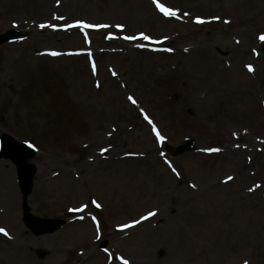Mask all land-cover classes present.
Returning a JSON list of instances; mask_svg holds the SVG:
<instances>
[{"label":"rangeland","instance_id":"1","mask_svg":"<svg viewBox=\"0 0 264 264\" xmlns=\"http://www.w3.org/2000/svg\"><path fill=\"white\" fill-rule=\"evenodd\" d=\"M42 1L48 10L40 17L20 7L27 0H0V34L9 29L29 33L0 47V134L37 151L32 160L37 174L27 201L31 215L63 218L67 224L51 236L34 238L21 222L15 169L1 159L0 181L9 185L0 188V229L15 246L0 240V264H31L27 249L33 261L46 264H97L85 261L91 249L101 255L98 264L106 257L133 264H264V0H157L175 11L174 17L164 16L153 0ZM150 5L165 23L148 18L154 10ZM186 10L193 16V28L183 23ZM76 22L92 27L65 34H47V27H40L54 30ZM140 32L156 43L128 44L124 39ZM108 34L114 36L112 44L97 40ZM89 41L93 45L83 46ZM120 41L128 48L142 44L153 54L140 60ZM237 45L244 56L233 55ZM203 48L220 61L214 91L237 88L226 98L229 109L234 107L235 122L224 116L216 126L201 124L195 121L200 113L193 104L183 102L189 84L175 73L198 63ZM78 50L103 52L98 60L92 54L95 71L85 57L64 58ZM52 52L64 57L31 59L24 73L13 66L26 53L47 57ZM222 63L229 68L225 73H220ZM242 66L245 73L239 70ZM73 70L81 74L76 77ZM246 98L252 101L249 106ZM124 108H133L130 119L122 114ZM98 112L105 115L103 125L88 121ZM220 126L230 128L231 139L220 147L230 151L233 144L242 150L238 157L237 152L222 159L205 154L218 148L208 149ZM187 138L195 141L197 152L172 158L170 150ZM92 139L100 140L105 150L111 147L108 154L116 146L115 165L101 159L107 152L88 161L92 157L86 145ZM182 178L191 191L180 183ZM152 210L160 213L158 227L172 229L169 234L158 231L163 236L159 243L144 237L143 226L128 237L117 233L124 222H137ZM83 213H93L91 224L81 222ZM103 241L107 246L101 250Z\"/></svg>","mask_w":264,"mask_h":264},{"label":"bare ground","instance_id":"2","mask_svg":"<svg viewBox=\"0 0 264 264\" xmlns=\"http://www.w3.org/2000/svg\"><path fill=\"white\" fill-rule=\"evenodd\" d=\"M125 2H126V0H117L115 3H120V4L122 3L123 4ZM150 4L152 5V3H150ZM20 7H22V8H24V7L28 8L29 7L32 10L37 11L38 14H43V15H40V17L44 16L45 12L47 14V10H48L46 3H44L42 0H27V2L22 3L20 5ZM151 8H152V6H151ZM153 9L154 8H152V10ZM148 15H149L148 18L151 16V21H156V22H160V23L166 22L163 20L162 17L159 16L160 13H157L155 9L153 11H151V13L148 12ZM183 16L186 19V21L183 23H185L186 25H191V27L193 28L194 27L193 26L194 25L193 24V16L191 15V13L188 10H186V13H183ZM57 24H60V23H57ZM181 25H183V24H181ZM186 25H184L182 27H186ZM74 31H76V30H74V29H72V30L59 29V30H57V32H55V34H61V33L65 34V33H70V32H74ZM47 34H49V33H47ZM97 40L101 41V43L103 45H106V44L110 45L113 43V42L108 41L107 39H103V38H98ZM90 44L93 45V42H91ZM130 51H132L135 54L136 58H138L140 60H142V57H141L142 55L144 56L147 54H153L148 49L143 50V48L142 49L141 48L130 49ZM1 54H3V53L1 52ZM92 54L98 60V57H100V56L102 57L103 52H100V54L99 53H92ZM92 54H90L91 57H93ZM199 55H200V59H199L198 63L194 62V63H196L195 65H188V67L184 68L183 70L180 69V72L175 73L174 77L176 79L185 80L189 84L188 89H186V91L184 92L183 102L185 100L186 103L193 104L192 106L195 107L196 112L200 113L194 117L195 121L201 122V124L206 125V122H209L211 124H215V126H216L220 117L223 118L224 116H229L231 118V121L235 122L236 118H235V116H233L234 107H233V109H229L228 100L226 98H227V95H229V93L232 94L233 91H235L237 88H233V89H230L228 91L221 90L219 92V94H217L214 91V89L212 88V80L214 79V76L216 74H218L219 70L216 69V67L220 64L219 63L220 61L219 62L216 61L215 57L213 56L211 51L207 50L206 48H203V50L201 51V53ZM233 55L242 57L245 55V52L242 50L241 46L240 47L238 46L237 48H235L233 50ZM60 57H64V56L45 57V56H36L33 54H32V56H30V55H28V53H26L25 56H23V57L20 56L16 60L17 64H15L13 66H15V68L18 71L24 73L25 71H27L30 63L32 62L31 59H36V60H43V59L54 60V59H56V60H58V58H60ZM64 58L80 59V58H84V56H82V55L72 56V57L67 56ZM95 64L97 65V62H95ZM224 68L226 70L229 69L228 67H226V64L222 63V67L220 68L221 69L220 73L226 72V70ZM59 69L64 70V68H62V67H59ZM193 69H197V71H193ZM239 70L241 72L242 71L244 72L245 71L244 66H242V68L239 67ZM72 73L76 77L81 74L80 71H78V74L76 75L75 70H73ZM73 81H75V78L73 79ZM175 85H177V83H175L174 86ZM92 86H93V84L91 83L90 89L93 88ZM208 86H209V89L207 90V92L205 94H201V92H199L200 89L207 88ZM83 93H84V91H83ZM243 93H244V95L246 94V92H243ZM196 95H198V98ZM206 95H207V97H206ZM199 100H201V101L204 100V102L201 103L200 105H198ZM251 102L252 101L248 98H246L244 101L245 105H247V106H249L251 104ZM120 108H122L121 105H120ZM132 111H133V108L132 109L131 108H129V109L124 108L122 114H124L126 117H129V119H130V117L133 116ZM137 116L139 119V114ZM103 118H105V115H102L98 112V114L96 113L95 115L88 117V121L94 122L95 120H99V124L103 125V122H104ZM135 118H136V115H135ZM263 125H264V120H263ZM95 127H98V125H95ZM229 129L228 128L224 129L221 126L216 127V130L213 134V140H211V142H210L211 144L209 147L217 146L218 149H217V151L210 152L209 154L205 153L207 156L222 159V158H227V155H229L231 152H237V154L235 155L236 157H238L241 154L242 150L239 148H235L233 146V144L230 145V148H231L230 151H226L220 147L221 144L226 139L228 141H231V139H228V135L230 133ZM117 131H118V129L114 130V132H117ZM110 148L111 147L106 149V151L107 150L108 151L106 153V157L104 158V160L107 163H113V165H115L114 163H116V161L118 160V158H116V155H114V154H116V146L113 150L114 154H108L110 152ZM87 149H89L90 157H92V159H94L100 150H103V149L105 150V147L101 146L100 140L98 142V140L92 139L91 141H89L87 143ZM246 150L248 151V148H246ZM120 158H122V157H120ZM156 158H157V160L160 161L161 164H163V158L162 157H156ZM0 167H3V165L0 164ZM158 177H159V175H154V179H157ZM239 179H242V178H239ZM180 181H181L180 183L182 185H184L188 190H190V191L192 190L189 183L185 179L182 178V180H180ZM1 185H9V184L7 182H5V180L1 179L0 188H3V186H1ZM11 187H12V184L9 188H11ZM198 188L200 190H203V189L206 190V188H203L202 186L198 187ZM10 192H14V191H10ZM170 194H171V190H169L165 194V197H167V198L170 197ZM152 213H154V215H149L147 218H144L136 227L133 226L131 229L127 230L126 232L128 233V235L131 236L134 232L136 233L137 230L143 226V228H141V230L144 231V237L145 238L149 237V239H153L155 242L159 243L160 237H163L162 235H160L158 233L159 230H162L165 234L171 233L172 229L168 226H166V227L165 226H161V227H158V226L152 227L151 226L156 221V219L158 218V216L160 214L156 210H152ZM85 220H86V217L83 216L82 221H85ZM147 228H149L150 230H148ZM152 228H154V229H152ZM19 231H20L19 232L20 236H23L24 232L21 229H19ZM178 238L182 239L183 234H181L179 232ZM0 240H5L4 236L1 233H0ZM14 240H15V238H14ZM5 241H7V240H5ZM7 242L8 243L10 242L9 244L12 247L15 246L12 243L13 240H9ZM30 256H31V251H30V249H27V257L30 260L31 264H46L44 262H35L31 259ZM86 256H87L85 259L86 262H88V261L91 262V260H94L97 264L101 258V255L99 253H97L95 249L89 250L87 252ZM102 264H112V263H109L108 260L105 259Z\"/></svg>","mask_w":264,"mask_h":264},{"label":"water","instance_id":"3","mask_svg":"<svg viewBox=\"0 0 264 264\" xmlns=\"http://www.w3.org/2000/svg\"><path fill=\"white\" fill-rule=\"evenodd\" d=\"M15 32H10L0 36V45L5 43L7 40L15 37ZM264 52V46H263ZM190 145L185 146V150H189ZM2 156L9 158L16 165L18 173L20 175V179L23 182V190L27 195L30 192L31 188V176L34 173V169L30 166L25 165V160L32 157V154L28 151L22 149L17 146L13 141L9 138L3 136V148H2ZM25 208V206H24ZM28 224L31 225L38 232L47 231L53 232L56 230L61 223L60 222H39L37 220H33L31 218L26 219Z\"/></svg>","mask_w":264,"mask_h":264},{"label":"snow or ice","instance_id":"4","mask_svg":"<svg viewBox=\"0 0 264 264\" xmlns=\"http://www.w3.org/2000/svg\"><path fill=\"white\" fill-rule=\"evenodd\" d=\"M153 3L156 5V8L158 9V11H160L164 16H167V17H174L176 16V12L175 11H172L166 7H164L163 5H161L160 3L157 2V0H153ZM53 19H56V17H53ZM60 19H63V17H60ZM227 22V21H226ZM196 23H203L202 20H199L197 19L196 20ZM41 28H45V27H49V25H40ZM68 27H78V28H89V27H92V25H88V24H82V23H77L75 25H68ZM101 27H107L106 25H102ZM109 38H112V37H109ZM87 40V37L85 38ZM124 39H140V40H148L149 37L144 35V34H140V36H133V37H124ZM260 39L262 41H264V35H262L260 37ZM49 55H52V56H56V55H59V53H56V52H52V53H49ZM249 71H252L253 69L249 66L248 68ZM129 100H132L131 97H129ZM132 103H135L134 100H132ZM147 119V117H145ZM149 123H151V121H149ZM153 131L155 132V129H153ZM158 136V139H160L159 135L157 134ZM106 151V150H105ZM213 151H217L216 149H213ZM231 179V178H229ZM98 206V205H97ZM70 211H73L72 209H70ZM77 211H83V208H80V209H77ZM149 215H154V213H149ZM147 218V217H145ZM0 233H3L4 235H7V232H5L3 229H0ZM119 259V258H118ZM122 264H127V261H123Z\"/></svg>","mask_w":264,"mask_h":264}]
</instances>
